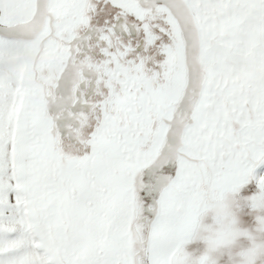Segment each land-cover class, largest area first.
Returning <instances> with one entry per match:
<instances>
[{
  "label": "snow or ice",
  "instance_id": "1",
  "mask_svg": "<svg viewBox=\"0 0 264 264\" xmlns=\"http://www.w3.org/2000/svg\"><path fill=\"white\" fill-rule=\"evenodd\" d=\"M0 264H264V0H0Z\"/></svg>",
  "mask_w": 264,
  "mask_h": 264
}]
</instances>
